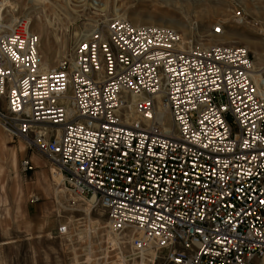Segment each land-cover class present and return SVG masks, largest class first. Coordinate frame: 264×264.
Listing matches in <instances>:
<instances>
[{
  "label": "built area",
  "instance_id": "1",
  "mask_svg": "<svg viewBox=\"0 0 264 264\" xmlns=\"http://www.w3.org/2000/svg\"><path fill=\"white\" fill-rule=\"evenodd\" d=\"M6 8L0 124L62 176L68 209L107 215L106 247L95 231L76 264H264V96L247 47L110 16L45 69L30 20L6 25Z\"/></svg>",
  "mask_w": 264,
  "mask_h": 264
},
{
  "label": "rangeland",
  "instance_id": "2",
  "mask_svg": "<svg viewBox=\"0 0 264 264\" xmlns=\"http://www.w3.org/2000/svg\"><path fill=\"white\" fill-rule=\"evenodd\" d=\"M5 1L9 2V12L3 11L6 24L17 16L33 19L30 26L40 38L43 68L45 63L53 68L69 59L83 33L117 16V7L120 16L134 24L173 28L194 45L247 47L253 55L255 82L264 96V0H49L41 5ZM93 1L100 5L92 6ZM98 6L106 8H94ZM219 23L224 24V34L214 35L212 28ZM29 157L35 169L25 172L21 162ZM53 172L44 156L0 124V264H76L87 258L85 247L95 231L104 233L106 247V213L88 200L68 209L70 198L60 193L63 186ZM62 227L66 235L59 234Z\"/></svg>",
  "mask_w": 264,
  "mask_h": 264
},
{
  "label": "bare ground",
  "instance_id": "3",
  "mask_svg": "<svg viewBox=\"0 0 264 264\" xmlns=\"http://www.w3.org/2000/svg\"><path fill=\"white\" fill-rule=\"evenodd\" d=\"M31 2H33L35 5H41V4H43V3H48L49 2V0H31ZM97 5H100V4H96V1H93L92 2V6H97ZM102 5V4H101ZM94 8H99L98 10H104L106 7L105 6H102V7H94ZM121 9V8H120ZM119 8H117L116 7V10H115V12H116V15H117V17H120V18H123V17H121L120 15V12H119V10H120ZM0 13H1V11H0ZM27 17H28V19L30 20V22H32V18L29 16V15H26ZM125 17H126V15H125ZM0 18H2V15L0 14ZM123 19H125V18H123ZM238 22H240V21H238ZM7 25V24H6ZM224 34V33H223ZM91 35V33H83V35H82V37L79 39V41L80 40H82V39H85V38H87V37H89ZM39 54H40V51H39ZM48 61V60H47ZM40 62H41V59H40ZM46 64V67L49 65L48 63H45ZM45 67V69H49V68H46ZM253 68H254V66H253ZM253 77H254V72H253ZM254 80H255V77H254ZM260 91V90H259ZM160 111L161 112H163L164 111V109L162 108V106L160 105ZM165 127L166 128H169V125L168 124H166L165 125ZM56 180H57V182H61L62 181V176L60 175V174H56ZM43 181L45 182V184H47L48 185V179L46 178V177H43ZM56 182V183H57ZM57 193H58V191H57V189H56V191H55V194L57 195ZM56 197V196H55ZM87 212L89 211V210H86ZM108 240V239H107ZM155 257L157 258V260H163V256H162V254H160V253H157V254H155Z\"/></svg>",
  "mask_w": 264,
  "mask_h": 264
}]
</instances>
